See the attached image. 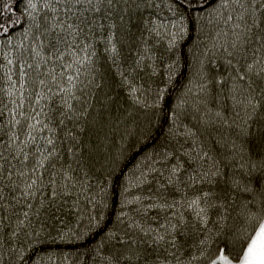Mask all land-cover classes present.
Segmentation results:
<instances>
[{
  "label": "snow or ice",
  "instance_id": "6c2138e0",
  "mask_svg": "<svg viewBox=\"0 0 264 264\" xmlns=\"http://www.w3.org/2000/svg\"><path fill=\"white\" fill-rule=\"evenodd\" d=\"M0 264H264V0H0Z\"/></svg>",
  "mask_w": 264,
  "mask_h": 264
},
{
  "label": "trees",
  "instance_id": "16d2710c",
  "mask_svg": "<svg viewBox=\"0 0 264 264\" xmlns=\"http://www.w3.org/2000/svg\"><path fill=\"white\" fill-rule=\"evenodd\" d=\"M192 43V40L188 41V44L185 46V51H187L188 46H190ZM184 83V79L181 78L180 82L176 84V89L177 91H179L180 86ZM159 118L158 117H153L154 122L157 121ZM166 126L163 125L162 123H157L156 127H155V132L154 135H156V137L162 138L163 133L166 131ZM137 148L140 147V145L138 144L136 146ZM151 147V144H147L146 147L143 149L144 151H147L149 148ZM133 151H135V149H133ZM133 163L135 162V158H133ZM131 166V164H129V167ZM117 171H119V169H117ZM116 185L118 187L119 185V181H116ZM103 236V232H100L98 234H95L91 237H88L85 241L83 242H64L61 243L59 241H57L56 245H51V247L54 248H58V249H62L64 250L66 253H71L72 256H75L77 252H85L87 249H90L92 247L95 246V244L101 239V237ZM81 259H83V257H81Z\"/></svg>",
  "mask_w": 264,
  "mask_h": 264
}]
</instances>
